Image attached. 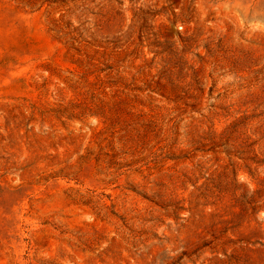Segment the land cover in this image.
Listing matches in <instances>:
<instances>
[{"label": "rangeland", "instance_id": "374dc122", "mask_svg": "<svg viewBox=\"0 0 264 264\" xmlns=\"http://www.w3.org/2000/svg\"><path fill=\"white\" fill-rule=\"evenodd\" d=\"M0 264H264V0H0Z\"/></svg>", "mask_w": 264, "mask_h": 264}]
</instances>
